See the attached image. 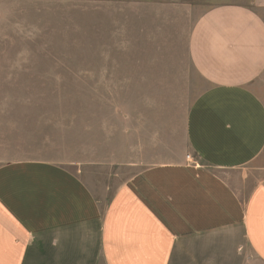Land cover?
Masks as SVG:
<instances>
[{
    "label": "crops",
    "instance_id": "crops-1",
    "mask_svg": "<svg viewBox=\"0 0 264 264\" xmlns=\"http://www.w3.org/2000/svg\"><path fill=\"white\" fill-rule=\"evenodd\" d=\"M149 1L195 13L177 47L204 87L185 152L107 202L54 162L1 163L0 264L264 260V0ZM183 19L160 13L170 30Z\"/></svg>",
    "mask_w": 264,
    "mask_h": 264
},
{
    "label": "rangeland",
    "instance_id": "rangeland-1",
    "mask_svg": "<svg viewBox=\"0 0 264 264\" xmlns=\"http://www.w3.org/2000/svg\"><path fill=\"white\" fill-rule=\"evenodd\" d=\"M190 8L0 0V164L54 162L107 202L134 174L184 153L187 112L204 88L177 48ZM160 13L184 21L170 30Z\"/></svg>",
    "mask_w": 264,
    "mask_h": 264
}]
</instances>
